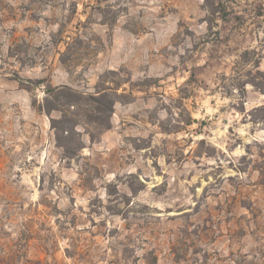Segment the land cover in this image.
I'll return each instance as SVG.
<instances>
[{
  "label": "rangeland",
  "instance_id": "374dc122",
  "mask_svg": "<svg viewBox=\"0 0 264 264\" xmlns=\"http://www.w3.org/2000/svg\"><path fill=\"white\" fill-rule=\"evenodd\" d=\"M0 258L264 264V0H0Z\"/></svg>",
  "mask_w": 264,
  "mask_h": 264
},
{
  "label": "trees",
  "instance_id": "16d2710c",
  "mask_svg": "<svg viewBox=\"0 0 264 264\" xmlns=\"http://www.w3.org/2000/svg\"><path fill=\"white\" fill-rule=\"evenodd\" d=\"M97 92L98 94L86 95L73 90L67 85L49 87L47 90L48 97L45 99L44 109L49 114H51V112L55 109H59L63 112L61 117H52L51 121L52 127L56 130L58 143L68 154H73L74 150H76L74 149L75 147L71 145V143L74 141V133H76V129H74V123H76V120H78L75 118V116L84 115L82 113H75L71 111L74 117L70 116L68 110H70L72 106H79L80 102L86 101L88 106H92V109H85V114L87 117H89V120H92L100 127L110 126L116 99L112 97L110 91L105 88ZM59 104H67L69 109L64 111L58 107ZM92 110L95 112V114L92 112ZM89 111H91V113H89ZM90 136L92 139H95V134L90 133ZM79 147L82 146L79 145ZM0 264H18V261L14 259L0 258Z\"/></svg>",
  "mask_w": 264,
  "mask_h": 264
}]
</instances>
